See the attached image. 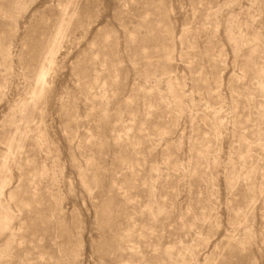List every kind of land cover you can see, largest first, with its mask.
I'll use <instances>...</instances> for the list:
<instances>
[{"label":"rangeland","instance_id":"1","mask_svg":"<svg viewBox=\"0 0 264 264\" xmlns=\"http://www.w3.org/2000/svg\"><path fill=\"white\" fill-rule=\"evenodd\" d=\"M3 207L0 264H264V0H0Z\"/></svg>","mask_w":264,"mask_h":264},{"label":"bare ground","instance_id":"2","mask_svg":"<svg viewBox=\"0 0 264 264\" xmlns=\"http://www.w3.org/2000/svg\"><path fill=\"white\" fill-rule=\"evenodd\" d=\"M14 2H15V5L16 6H18V5H20L21 4V0H14ZM3 50V49H2ZM5 52H3V54H4ZM36 56V55H35ZM43 73V72H42ZM37 74H39V73H37ZM149 74V73H148ZM150 75V74H149ZM41 77V76H40ZM169 88L173 91V85H169ZM3 209H4V211H3V214H2V216H1V218H0V232L2 233V235L4 234V235H6L7 234V232H9V234H11L10 233V231H9V225H10V215H9V213H8V210L6 211V209H5V207H3ZM108 210V208H105L104 209V212H106ZM7 237L9 236V235H6ZM5 236V237H6ZM4 237V238H5ZM1 248V247H0ZM7 249V248H6ZM5 248L4 249H0V254H3V253H6L5 251H7Z\"/></svg>","mask_w":264,"mask_h":264}]
</instances>
